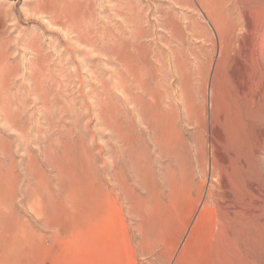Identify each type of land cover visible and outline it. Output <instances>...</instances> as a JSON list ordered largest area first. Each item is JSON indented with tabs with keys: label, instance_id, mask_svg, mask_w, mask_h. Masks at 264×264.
Returning <instances> with one entry per match:
<instances>
[{
	"label": "rangeland",
	"instance_id": "374dc122",
	"mask_svg": "<svg viewBox=\"0 0 264 264\" xmlns=\"http://www.w3.org/2000/svg\"><path fill=\"white\" fill-rule=\"evenodd\" d=\"M41 2L46 5L45 11L39 9ZM229 11L209 15L204 0H0V205L11 200L17 215L27 222L34 264H264V223L243 229L229 224L216 227L209 221L195 228L202 211L197 190L207 200L214 181L212 168L209 166L205 185L195 151L205 141L204 135L192 125L175 123L172 112L180 85L173 74L175 56L183 74L196 85L192 95L201 107L206 102L194 73L197 63L209 68L213 43L218 44L216 29L230 34L233 45L240 42L247 52L254 50L257 37L247 30L238 12ZM65 14L77 18L74 31L93 47L68 30L66 34L50 25L52 18ZM111 47L127 57L130 73L112 53L105 52ZM37 58L42 70L31 79V68L38 70ZM209 71L212 74L213 68ZM120 72L127 80L123 90L115 89ZM35 83H39L37 93L33 91ZM106 86L114 93L113 104L120 111L126 132L133 123L132 148L125 151L121 170L131 188L139 189L135 192L139 203L131 206L121 201L113 206V210L122 212L115 221L111 216H116L119 209L111 212L112 206L111 210L108 206L105 216L112 215L104 217L114 222L103 218L107 227L98 222L75 236H58L44 222L32 218L25 201L27 186L33 184L25 170L26 142L37 150L34 156L41 164L48 204L51 197L58 199L61 195V178L53 167L56 159L62 165L69 163L79 173L84 164L83 173L96 176L94 184L102 197L115 199L118 191H113L112 171L106 170V165L111 164L120 145L95 121L97 94H103ZM139 103L144 105V119L138 117ZM87 106L92 107L89 117L84 116ZM79 138L84 148L90 147L93 161L76 154ZM173 141L184 144L180 154L189 165L195 186L187 205L188 218L182 215L176 221L163 180L164 170L173 166L169 158ZM235 148L246 155L253 153L248 145ZM43 152L52 153L53 160H45ZM256 157L262 173V184L255 185L257 194L239 195L233 188L230 194L246 212L256 210L264 215V155ZM132 159L151 180L150 194L138 186ZM189 218L193 219L191 224ZM92 227L98 230L94 232ZM192 230L196 235L190 238Z\"/></svg>",
	"mask_w": 264,
	"mask_h": 264
},
{
	"label": "bare ground",
	"instance_id": "6f19581e",
	"mask_svg": "<svg viewBox=\"0 0 264 264\" xmlns=\"http://www.w3.org/2000/svg\"><path fill=\"white\" fill-rule=\"evenodd\" d=\"M204 2L209 15L221 13L224 10L227 11V9H230L231 12H238L245 22L247 30L253 32L255 37H257V44L254 50L252 48L251 52H247V49H244L245 46L235 40L238 46L240 44V48L235 50L237 45H233L234 41L229 36L230 34L224 35L220 29H216L218 44L213 43L212 55L214 57L212 56L208 62L209 68H213L212 74L209 68H206L201 62L197 63L194 73L195 81L200 83L201 95L204 102H206V105L201 107L197 103L198 99H194L192 95L196 85L192 83L189 77L183 74L181 62L178 56H175L173 74L179 80L180 85L178 88L179 96L176 97V103L172 106L174 121L175 123L180 122L192 125L203 133L205 141H201L195 147L196 161L197 165H199L198 169L201 177L204 179H202V182L204 181V184L207 183L209 166L212 168V177L214 179L210 184L207 200L204 199L205 197L202 195L203 193L201 194V190H197L199 195L197 204L202 206V211L199 217L196 218L194 226L195 228L204 227L203 225L211 221L216 227H224L223 225L229 224L243 229H250L253 224L262 225L264 223V215L255 212L256 210H253V213H249L252 210L246 212L242 206H239L233 200L230 191L233 188L239 195L249 196L256 193L255 185L262 184V173L256 160L258 157L256 155H264V131H262L264 130V0H204ZM38 6L41 11L46 10L44 3L41 2ZM76 21L77 18L75 16L72 17L70 14H65L62 18L60 16H57L56 19L52 18L50 25L62 29L66 34L70 32L71 35H76L77 40L82 39L89 46H92L86 37H82L74 31L76 29L74 22ZM169 29L171 28L169 27ZM67 30L69 31L68 33ZM34 51L40 55L37 49ZM105 52L108 54L112 53V56L120 61L127 72L132 71L127 62V57L121 54L117 47L106 48ZM217 55L218 58L215 60ZM35 63L38 70L31 68L29 75L31 79L36 78L38 72L42 70V64L41 62L39 63L38 58ZM124 77L120 72L115 89L123 90L126 87L127 80ZM38 84L35 83V88H33L35 93L38 92ZM139 85L141 86V84ZM207 88L211 91L210 97H208ZM113 95L114 93L110 87H104L103 94H97V101L94 106L98 113L95 118L97 126H101V128L109 132L107 134H110L109 136H111L112 140L120 145L117 149L118 151L115 154L113 153L111 164L109 166L106 165V170L110 169L112 171L113 191H118L115 199H112L109 195L106 200L102 197L96 184H94L96 176L94 174L88 176L83 173L84 164H81L80 169L82 171L79 173L74 170L75 168L70 167L69 163L62 165L56 159L55 164L52 165L61 178V184L59 185L61 195L58 199L50 196V203L48 204L47 199L45 200L47 189L42 175L41 164L34 156L37 150L32 149L26 142L25 152L27 158L25 170L32 177L33 184L27 186L25 201L29 203L33 212L32 218L44 222L46 226L54 229L58 236H75L78 232L83 231L85 227L98 222L104 223L105 227L107 222L102 221L103 218L106 219L105 217L108 216H105L108 206L109 209L112 206L113 210V206L118 205L121 201H126L131 206L139 203V198L135 195V192L139 189L137 187L131 188L128 179L121 170L124 161H126V159L123 160L125 151L132 148L134 140L132 134L133 123H130V132H126L120 111L113 104ZM103 96L106 99L101 100ZM208 102L210 106H207ZM137 107L138 117L141 119L146 118L144 105L139 103ZM91 112L92 107L87 106V112L84 116L89 117ZM63 140H66V138ZM81 140L79 138L75 143L76 154L81 158L87 159L88 162L93 161L94 156L90 147L84 148ZM35 141L40 143L41 139L37 138ZM34 144L36 143L31 145ZM208 144L210 145L209 150L207 148ZM247 145L251 147L252 154H243L239 151L240 149L237 150L238 148H235V146L245 147ZM169 148V158L173 166L164 170L163 180L169 192L173 220L176 221L182 215L188 218L186 214L187 205L193 195L195 186L192 184L193 182L191 183L189 165L187 166L180 154L184 144L181 141H173L170 143ZM43 154L45 160L51 161L54 158L52 153L43 152ZM66 156H69L68 152ZM131 163L138 186L150 194L151 180L144 174L142 167L134 163L133 159ZM261 189L264 190L263 188ZM10 201L5 200L1 203L2 206L0 205V264H34L31 258L33 249L30 245V233L27 222L23 217L20 218L17 215L16 208L13 202ZM249 208L251 209V207ZM115 210L111 212H115ZM120 212L119 209L116 216L110 213L108 217L114 216H111V218L115 221ZM112 219L106 220L111 221ZM192 220V218L188 219L189 224H191ZM114 221H111V224ZM100 224L99 226L97 225L98 228L101 226ZM92 228L94 232L97 229V227L95 230V227ZM183 232L186 233V230H183ZM91 234L94 233L91 232ZM189 235L190 238L194 237L196 231L192 230Z\"/></svg>",
	"mask_w": 264,
	"mask_h": 264
}]
</instances>
